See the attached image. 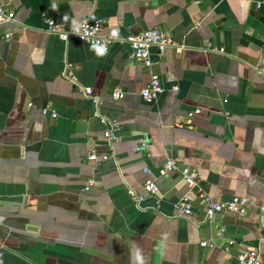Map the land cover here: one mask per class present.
<instances>
[{
	"label": "crops",
	"instance_id": "crops-1",
	"mask_svg": "<svg viewBox=\"0 0 264 264\" xmlns=\"http://www.w3.org/2000/svg\"><path fill=\"white\" fill-rule=\"evenodd\" d=\"M0 7L15 17L0 26V264H238L247 248L264 264V0ZM92 12L109 37L157 28L173 38L162 53L151 49L164 84L156 101L141 98L150 74L125 43L98 55L47 31L50 17L69 28ZM82 87L102 99L98 108ZM118 89L124 98L112 99ZM110 122L120 129L112 144ZM91 152L111 158L94 162ZM184 168L198 173L196 185ZM149 180L158 195L143 190ZM199 189L214 202L241 195L252 204L244 216L201 222ZM184 197L190 217L175 208Z\"/></svg>",
	"mask_w": 264,
	"mask_h": 264
},
{
	"label": "built area",
	"instance_id": "built-area-1",
	"mask_svg": "<svg viewBox=\"0 0 264 264\" xmlns=\"http://www.w3.org/2000/svg\"><path fill=\"white\" fill-rule=\"evenodd\" d=\"M15 21L14 14L7 11L4 7H0V26L9 24ZM47 31L60 37L63 41L70 38H77L87 45L98 55H105L110 47L115 43H125L129 47V57L140 63L146 71L150 74V81L148 85L140 91V96L146 103H152L164 91L163 80L160 74L152 70L153 62L151 59V49L156 48L160 53L165 51L168 47L174 46L175 41L165 31L157 28H150L136 34H129L123 38L109 37L103 34L104 20L97 17L93 12L89 13L86 18L82 19L76 25L66 28L58 23L52 17L46 20ZM69 67L67 66L66 69ZM63 75L65 77L74 78L71 71L65 70ZM81 91L86 95L98 108L101 105L102 99L96 96L91 87H82ZM112 99H123L124 93L119 89L114 91L111 95ZM56 115V114H55ZM54 116V115H53ZM191 116V115H190ZM105 123V120H102ZM120 129L118 125L113 122L106 123L103 136L109 144L114 143L119 138ZM141 147H137L139 150ZM109 156H98L95 152L89 154V159L94 162L107 161ZM176 167L172 161L165 165L167 172L174 170ZM182 177L192 185H196L198 173L195 170L184 168L181 170ZM143 190L149 195H158L160 193L159 186L153 180L144 183ZM134 205L141 206L144 197L141 194L130 189L128 191ZM198 196L201 200L202 221L210 222L213 217L221 212H229L239 216H244L250 204H252L249 197L241 195H233L229 198L214 202L212 198L204 193L201 189L198 190ZM159 200V199H158ZM175 208L180 217H190L192 215V205L188 197L180 199ZM235 241L228 240V245L232 246ZM202 246H209L206 241L201 242ZM238 264H262L261 256L258 250L247 248L239 251L237 256Z\"/></svg>",
	"mask_w": 264,
	"mask_h": 264
}]
</instances>
